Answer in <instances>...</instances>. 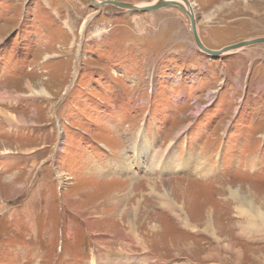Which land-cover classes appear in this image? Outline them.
I'll use <instances>...</instances> for the list:
<instances>
[{"label":"rangeland","instance_id":"374dc122","mask_svg":"<svg viewBox=\"0 0 264 264\" xmlns=\"http://www.w3.org/2000/svg\"><path fill=\"white\" fill-rule=\"evenodd\" d=\"M189 1L211 49L264 37V0ZM0 264H264V43L0 0Z\"/></svg>","mask_w":264,"mask_h":264},{"label":"water","instance_id":"95a60500","mask_svg":"<svg viewBox=\"0 0 264 264\" xmlns=\"http://www.w3.org/2000/svg\"><path fill=\"white\" fill-rule=\"evenodd\" d=\"M89 1L96 6L110 5L119 9H126L137 12L156 11L166 7H176L182 10L184 13H186L187 16L190 18L193 36L198 48L213 58H218L226 54L227 52L239 50L250 45L264 43V37H258V38L243 40L234 44H230L217 50L207 47L203 43L201 36L198 32L196 14L194 13V8H192V5L189 0H157L154 4H147V5L127 2V1H118V0H89ZM180 1L183 4H180Z\"/></svg>","mask_w":264,"mask_h":264},{"label":"bare ground","instance_id":"6f19581e","mask_svg":"<svg viewBox=\"0 0 264 264\" xmlns=\"http://www.w3.org/2000/svg\"><path fill=\"white\" fill-rule=\"evenodd\" d=\"M156 2V1H155ZM155 2H153V4L155 3ZM181 4V3H180ZM142 5H147V4H142ZM145 146V145H144ZM146 147V146H145ZM138 153V152H137ZM155 165H157V164H155Z\"/></svg>","mask_w":264,"mask_h":264}]
</instances>
